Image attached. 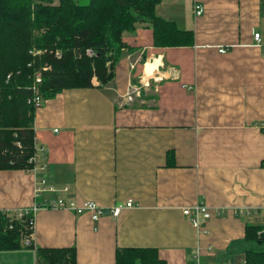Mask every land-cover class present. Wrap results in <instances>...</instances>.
Masks as SVG:
<instances>
[{
    "label": "crops",
    "instance_id": "0c3cea01",
    "mask_svg": "<svg viewBox=\"0 0 264 264\" xmlns=\"http://www.w3.org/2000/svg\"><path fill=\"white\" fill-rule=\"evenodd\" d=\"M155 11L192 31L193 45L155 47L140 26L123 35L109 85L93 79L34 111L37 172L0 171L1 211L37 206L32 248L0 251V264H35V249L65 247L76 264H115L117 248H154L166 264H190L196 247L202 264L244 261L245 227L264 226V2L161 0ZM131 83L141 90L126 104ZM39 178L60 192L35 198ZM58 198L135 207L92 221L49 207ZM197 201L211 209L198 236L181 213Z\"/></svg>",
    "mask_w": 264,
    "mask_h": 264
},
{
    "label": "trees",
    "instance_id": "16d2710c",
    "mask_svg": "<svg viewBox=\"0 0 264 264\" xmlns=\"http://www.w3.org/2000/svg\"><path fill=\"white\" fill-rule=\"evenodd\" d=\"M264 2V0H263ZM161 0H0V171L36 166L34 75L40 71L39 94L49 99L65 89L109 85L127 46L124 34L150 28L155 47H185L192 31L156 14ZM92 52V56L87 55ZM49 67L47 70L43 68ZM264 135V127L261 129ZM174 166L173 154L167 157ZM264 167V160L261 163ZM31 215L0 210V251H15L29 238ZM244 264H264V232L247 225ZM32 248V245L28 246ZM115 264H166L154 248H117ZM35 264H76L73 247L37 248Z\"/></svg>",
    "mask_w": 264,
    "mask_h": 264
},
{
    "label": "built area",
    "instance_id": "2783aa9c",
    "mask_svg": "<svg viewBox=\"0 0 264 264\" xmlns=\"http://www.w3.org/2000/svg\"><path fill=\"white\" fill-rule=\"evenodd\" d=\"M203 6L200 4L194 5V14L195 16H200L203 13ZM261 39L260 34L255 33L254 34V42L256 47H262L261 45ZM220 53H224V49L219 50ZM87 55L92 56V52L87 51ZM262 58L264 60V51L262 52ZM48 70L49 67L43 68V70ZM41 84V75L40 71H38L34 75V81L31 86V90L33 92V106L34 109L37 110L41 108L43 104V97L39 94V85ZM141 87L137 86L136 84H129L128 90L126 94L123 97V101L126 104H131L134 102L135 98H137L140 94ZM32 173L37 172V167H34L32 170H30ZM67 188L63 189L61 192H66ZM34 196L35 198L38 197L41 194L49 193V194H56L60 191L56 190L53 186H51L46 178H39L36 180L34 185ZM49 207L53 209H62V210H68L74 213L75 215H83L88 214L91 217L92 221L99 220L102 216H110L113 218H117L122 209H131L135 207L132 201H127L124 205H113L110 208H103L99 206L98 204L92 202V201H84L80 204H77L73 200H66L64 198H58L54 202L49 203ZM37 206L35 205L33 208L23 210L21 212H18L16 214L17 218H20L22 215H31L30 219V228L33 230L34 228V211L36 210ZM182 215L187 219L188 223L192 226V228L197 233V236L200 234H207L208 231L205 229L206 223L211 218V209L202 202H195L189 207H184L181 209ZM264 213V209H263ZM262 231L264 232V226L262 227ZM33 234V233H32ZM32 236V235H31ZM31 236L29 238H24L23 245L24 246H30L32 245ZM209 253L212 252V247L207 246L206 249ZM190 264H202L201 263V251L199 247H196L195 251H193V254L191 256V263ZM244 264V261L241 263Z\"/></svg>",
    "mask_w": 264,
    "mask_h": 264
},
{
    "label": "rangeland",
    "instance_id": "374dc122",
    "mask_svg": "<svg viewBox=\"0 0 264 264\" xmlns=\"http://www.w3.org/2000/svg\"><path fill=\"white\" fill-rule=\"evenodd\" d=\"M78 4L84 5L88 2V0H75Z\"/></svg>",
    "mask_w": 264,
    "mask_h": 264
}]
</instances>
